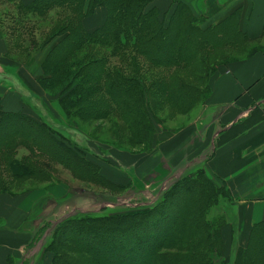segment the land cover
<instances>
[{
	"label": "rangeland",
	"instance_id": "1",
	"mask_svg": "<svg viewBox=\"0 0 264 264\" xmlns=\"http://www.w3.org/2000/svg\"><path fill=\"white\" fill-rule=\"evenodd\" d=\"M168 4V0H159L156 5L150 6L160 10L158 17L165 27L170 24L176 9V6L171 9ZM13 9L12 5H5L0 0V26L6 47L4 56L11 63L17 64L20 70L39 65L34 84H29L37 96L31 100V109L39 115L41 122L45 121L52 127V133L58 135V138L75 139L80 144L75 146L78 153L88 158L97 168V176L93 175L90 179L82 170L74 171L57 159L52 160L46 154L51 147L46 146L47 151L33 150L37 163L33 162L47 174L46 180L38 177L25 179L26 181L15 180L7 174L2 175L4 171H0L3 178L0 195H10L16 200L22 194L32 199L38 196L37 193L43 195L41 202L36 204L27 218L31 227L29 232L34 234V238L38 235L40 237L34 247L25 250L24 259L19 264H54V257L47 253L46 247L57 227L66 220L92 216L134 217L156 207L160 208L169 199V191L186 179L194 185L193 190L188 188L185 191L186 196H204L207 201H212L207 209L211 223L205 221L211 231L215 232L221 225L223 228L233 220L236 215V199L227 183L211 175L208 167L213 144L217 142L212 134L231 124L233 118L223 121L215 116L210 117L207 109L213 92L212 78L218 77L223 71L227 72L232 63L249 58L257 45L247 42L243 37L230 39L232 42L229 44L226 42L229 39L221 38L219 34L226 35L225 31L231 27L227 26L222 30L215 28L213 32L221 40L217 44L213 42V47L207 45L187 67L172 64V67H167L161 62L153 64L141 56L140 50L137 53L128 48L129 55L133 54L135 57L134 65L129 61L119 64L116 58L110 60L114 69L122 72L121 76L117 75L113 81L108 82L106 87V84H102V77H99L97 71L95 73V68L89 63L92 59L104 56L102 47L87 45L68 57L60 52L57 54V50L53 49L64 40L63 36H50V28L56 27L57 17L22 22L15 26L8 16ZM197 18L199 28L204 31L202 18ZM213 27L217 25L206 30ZM23 34L25 35L22 36ZM27 35L33 36L34 40L31 41L36 45L33 50L24 49L26 46L20 42ZM235 40L238 43L234 44ZM164 43V48L171 46L169 41ZM88 63L89 66L85 68ZM56 76L60 78L58 84L54 83ZM134 78L139 79L145 88L141 99L125 93L121 99L113 97L111 91L122 92L123 85L127 88L135 87L136 84L131 83ZM10 81L14 83L15 79L11 77ZM77 84L81 87L80 90L72 91ZM70 91L71 94L67 96L66 93ZM71 95L79 100L72 107L71 99L74 100L75 97L67 99ZM108 108L114 112L110 114ZM19 149L18 156L29 153L22 146ZM197 156L199 160L196 159ZM104 165L125 179L119 182L105 177L102 174ZM198 174L200 179L206 175L215 187L209 192L202 190L201 183L197 181ZM189 183L186 185L190 186ZM56 187L64 189V194L58 197L48 194ZM27 192L29 194H25ZM163 211L164 208H160L159 213ZM129 221L139 222L140 219ZM5 223V220L0 219V228ZM121 223L123 222L119 221L117 225L122 227ZM148 224V227H153L154 223L149 220ZM130 228L124 226L117 234L125 236ZM208 231L207 229L205 232L202 227L198 235L205 239L206 235L211 236L207 234ZM155 234L156 229L151 237H155ZM61 242L64 243L62 253L73 257L80 264H99L80 248L69 244L64 236L61 237ZM219 243L221 244V240ZM222 249L223 246L220 251L217 249L215 264H226ZM241 249H238V253ZM232 263L231 260L230 264Z\"/></svg>",
	"mask_w": 264,
	"mask_h": 264
},
{
	"label": "trees",
	"instance_id": "2",
	"mask_svg": "<svg viewBox=\"0 0 264 264\" xmlns=\"http://www.w3.org/2000/svg\"><path fill=\"white\" fill-rule=\"evenodd\" d=\"M154 1L3 0L5 5L10 4L14 8L8 16L12 18L15 26L22 22L30 23L57 17L56 27L51 26L50 29L53 32H49L50 36H63L64 40L53 49V51L57 50V54L60 52L68 57L87 45L102 47L104 56L98 53L102 57L92 59L89 63L92 68H95V73L97 71L99 77H102V84H106V87L108 82L113 81L117 75L121 76L122 72L118 69L116 71L110 64V60L116 58L119 64L129 61L134 65L135 57L133 54L129 55L128 48L134 49L137 53L140 50L141 56L153 64L161 62L167 67H172V65L187 67L207 45L213 47V42L217 44L221 40H218L219 36L214 34L215 28L222 30L230 26L231 28L225 31L226 35H219L221 38L229 39L226 41L229 44L232 42L230 39H234L232 25H227V23L202 31L192 9L184 2L176 0L173 4V8L176 6L175 12L172 14L170 24L165 27L158 17L160 10L150 7ZM100 7L106 10L107 18L97 30L88 32L83 26V21ZM31 40H34L33 36L27 35L20 41L26 46L24 49L33 50L35 48L36 45ZM30 41L31 44H29ZM165 41H169L171 46L164 48ZM157 57L159 59H156ZM89 63L85 65V68L89 66ZM9 77L17 79L15 83L21 89L23 100L30 106L31 100L37 97L35 93L24 85L16 72L11 69H5L3 73H0V82H5L4 78L9 79ZM54 83H60L58 76L54 78ZM131 83L136 86L127 88L123 85L122 92L111 91V94L118 99L123 97V93L133 94L141 99V94L145 91L142 82L134 78ZM80 88L77 84L72 91L75 92ZM70 94L71 91L66 93L67 96ZM72 95L67 99L75 97ZM77 101L79 100H76V97L74 100L71 99V107ZM39 103L41 105V102ZM107 110L110 114L114 112L110 108ZM51 130L52 127L45 121L40 123L22 112L8 113L0 107V171H4L2 175L7 174L15 180H30L34 177L46 180L47 174L35 164L37 159H34L33 150L47 151L46 146H49L51 148L46 154L52 160L57 159L74 171L82 170L90 176V179L93 175L97 176L95 174L97 168L89 162L88 158L81 156L75 148L80 144L72 138L66 140L58 138V135L53 134ZM21 146L29 153L18 156ZM2 175H0V184L3 180ZM198 177L199 179H196L201 183L202 190L209 192L215 187L206 175L200 179L201 176L198 174ZM187 181L188 179L184 180L181 185L169 191V199L160 207L161 210L164 208L161 214L159 213L160 208L156 207L134 217L130 215L109 218L92 216L66 220L54 232L46 247L47 253L53 255L54 264H80L73 257L62 253L64 243L61 242V237L64 236L69 244L80 248L99 264H215L214 256L218 253L217 249L219 248L220 251L222 247L220 232L222 225L217 231L212 230L213 233H211L205 221L209 222V210L207 209L212 201H207L204 196H186L185 191L188 188L193 190L194 187ZM187 183L190 186L186 185ZM204 186L205 188H202ZM174 196L176 198L172 200ZM170 199L171 201H168ZM137 218L140 219L139 222L129 221ZM149 220L153 221V227L151 225L148 227ZM119 221L123 222L122 227L117 225ZM124 226L131 227L129 233L127 232L125 236L117 234ZM202 227L205 232L208 229L207 234L211 236L206 235L205 239L200 237L198 232ZM155 229V237H151ZM111 233L114 235L110 236ZM39 237L40 235L35 236L29 247H34ZM235 248L232 264H264V223L254 226L246 248H242L240 253L238 249L241 247Z\"/></svg>",
	"mask_w": 264,
	"mask_h": 264
},
{
	"label": "crops",
	"instance_id": "3",
	"mask_svg": "<svg viewBox=\"0 0 264 264\" xmlns=\"http://www.w3.org/2000/svg\"><path fill=\"white\" fill-rule=\"evenodd\" d=\"M173 1L168 0L171 9L174 7ZM158 2L155 0L152 4ZM184 2L197 17L202 18L205 30L227 23L232 25L234 39L243 37L257 45L249 58L232 63L227 72L223 71L212 78L213 92L207 109L210 117L215 116L223 121L233 118L231 124L216 135L212 134L217 142L213 144L208 162L209 173L224 180L236 199V215L222 228V253L225 263L230 264L234 248H246L254 226L264 223V0ZM106 18V10L97 8L93 15L84 19L83 26L88 32H93L104 24ZM5 50L0 26V73L5 69L14 70L19 80L33 93L36 92L29 84H34L39 65L20 70L17 64L4 56ZM4 79L5 82H0L2 110L8 113L22 112L41 122L39 115L23 100L21 89L15 85L17 79L14 83L10 81L11 78ZM196 159L200 158L197 156ZM105 166L102 172L105 177L119 182L125 179ZM64 192V189L56 187L48 194L58 197ZM37 194L33 199L22 194L18 200L10 195H0V219L6 221L0 228V264H19L24 259L25 250H29L34 234L29 232L31 227L27 218L36 204L41 202L43 195Z\"/></svg>",
	"mask_w": 264,
	"mask_h": 264
}]
</instances>
